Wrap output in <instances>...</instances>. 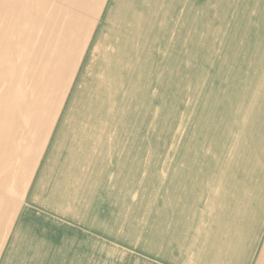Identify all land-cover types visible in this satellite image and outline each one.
I'll use <instances>...</instances> for the list:
<instances>
[{"label":"crops","instance_id":"1","mask_svg":"<svg viewBox=\"0 0 264 264\" xmlns=\"http://www.w3.org/2000/svg\"><path fill=\"white\" fill-rule=\"evenodd\" d=\"M178 15L179 0H0V264H103L88 202L114 136L96 101L134 95ZM257 55L238 140L197 163L179 264H264V42Z\"/></svg>","mask_w":264,"mask_h":264},{"label":"rangeland","instance_id":"2","mask_svg":"<svg viewBox=\"0 0 264 264\" xmlns=\"http://www.w3.org/2000/svg\"><path fill=\"white\" fill-rule=\"evenodd\" d=\"M169 30L167 49L161 43L153 51L159 56L149 74L137 75L133 96L121 92L119 105L96 101L98 112L109 107L102 128L114 136L112 153H104V185L88 202L104 214L103 264H179L197 163L238 140L240 78L261 64L264 0H179Z\"/></svg>","mask_w":264,"mask_h":264}]
</instances>
